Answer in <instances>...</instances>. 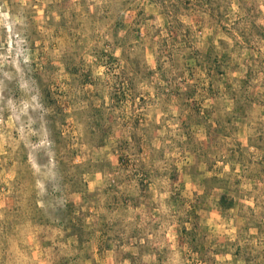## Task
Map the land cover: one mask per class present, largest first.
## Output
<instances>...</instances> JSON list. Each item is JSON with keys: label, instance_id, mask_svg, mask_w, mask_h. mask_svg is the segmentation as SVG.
Instances as JSON below:
<instances>
[{"label": "rangeland", "instance_id": "1", "mask_svg": "<svg viewBox=\"0 0 264 264\" xmlns=\"http://www.w3.org/2000/svg\"><path fill=\"white\" fill-rule=\"evenodd\" d=\"M0 264H264V0H0Z\"/></svg>", "mask_w": 264, "mask_h": 264}]
</instances>
